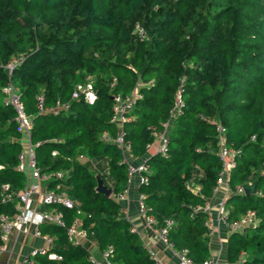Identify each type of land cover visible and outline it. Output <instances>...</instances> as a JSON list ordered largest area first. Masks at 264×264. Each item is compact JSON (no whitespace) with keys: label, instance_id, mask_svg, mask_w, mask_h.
<instances>
[{"label":"trees","instance_id":"obj_1","mask_svg":"<svg viewBox=\"0 0 264 264\" xmlns=\"http://www.w3.org/2000/svg\"><path fill=\"white\" fill-rule=\"evenodd\" d=\"M11 58L20 61L8 75L4 65ZM8 80L31 117L29 138L41 172H63L48 187L60 186L74 203L53 207L63 211L66 226L79 219L117 264L159 263L116 199L129 174L120 146L102 139L103 132L111 139L118 134L110 121L113 96L139 94L122 124L132 157H144L155 132L167 131V155L145 158L151 173L139 193L157 227L173 218L168 239L194 264L210 255L207 213L193 210L213 195L222 169L217 126H223L225 144L239 150L227 178L228 217L251 209L258 220L229 234L228 261L264 264V0H0V215L16 212L25 185L16 168L22 135L13 108L4 104ZM85 82L96 93L93 104L71 99ZM177 95L180 106L171 116ZM82 159L104 161L113 187ZM96 176L112 189L109 196L95 190ZM253 182V193L237 192ZM39 227L52 238L48 252L61 259L36 253V264H91L64 228Z\"/></svg>","mask_w":264,"mask_h":264},{"label":"built area","instance_id":"obj_2","mask_svg":"<svg viewBox=\"0 0 264 264\" xmlns=\"http://www.w3.org/2000/svg\"><path fill=\"white\" fill-rule=\"evenodd\" d=\"M135 33L141 38L146 37V31L142 26L136 25L134 28ZM20 58H11L5 65L4 68L8 75L11 74L12 69L20 61ZM150 83V82H148ZM139 85V84H137ZM3 92L5 94L4 104L9 105L13 108L15 113V120L17 122L16 130L20 132L23 141V149L18 156L17 170L22 172L25 177V185L23 189L18 194V202L15 206L16 212L14 214L4 213L0 215V251L4 249V242L6 241L8 235L10 234L12 228H22L29 223H34L37 228L35 234L42 236L43 239L50 244L48 248H42L36 253L47 254L51 259L60 260L61 257L55 253H49L48 250L51 247L52 238L43 234L40 230V224L44 222L51 223L55 226L62 227L65 229V233L69 242L73 244H79L80 238H87L88 232L83 229L82 225H79L80 220L75 218L71 224L66 226L63 211L59 210L53 206L60 205L66 209H72L74 207L73 201L70 199L67 191L60 188L56 185L55 189H46L43 184L49 183V181L54 179H59L63 176L62 171H53V172H41L40 167L37 165L34 145L31 143L29 135L30 129L32 126L31 117L25 112L22 100L20 99L18 89L13 83L8 80L6 85L3 87ZM139 94L134 91L132 96L127 98H121L119 95L113 96V115L110 121L118 125V134L115 139L103 132L102 139L105 141H114L125 151L129 150V143L124 140L122 124L128 119V115L132 108V103L135 97H138ZM81 98L89 104H93L96 100V93L90 82H85L82 84H77L75 89L71 94V99ZM37 104L40 109H42V97H37ZM180 106L179 95H177V101L175 107L172 110L171 116L175 115L178 112ZM68 103L61 105V108H67ZM218 132V157L222 163V169L218 173L216 179V189L219 185L224 184L227 181L228 173L233 167L234 161L233 156L239 152L232 147L225 144V138L223 136L224 128L221 125L217 126ZM253 139V137H251ZM153 143H156V151L163 156L167 155L168 149V138L167 131H156L155 139ZM153 143L148 145L150 147ZM125 157V155H124ZM138 173L139 174V183H146L148 181V176L151 173L150 167L146 164L145 160H142L139 164L133 165L128 162V174ZM3 189L7 188V185H2ZM237 192H243L242 187H237ZM126 190L122 193L116 195V199L121 201L124 199ZM34 196H37L38 202L37 206H40V210H36L34 204ZM143 194L139 193L138 196V210L140 215L149 223H155V219L152 216L147 215V206L143 201ZM8 199V196H4L2 201ZM202 210L207 213V218L204 221V225L207 228L208 233L212 231L211 220L209 216L210 206L206 202L203 206L196 207L193 212ZM121 211L125 213L123 207ZM193 213H191L192 215ZM222 221L227 226L230 232L241 231L243 232L246 228L252 227L257 223V218L255 212L251 209H247L239 218L230 220L227 213L222 215ZM174 223L173 218H167L164 223L156 227L155 235L167 245L174 255L180 261V264H194L190 257L187 256V250L176 249L173 243L168 239L169 229ZM132 230H135L132 226ZM35 253V254H36ZM150 255L159 263L165 264L157 260L152 251L149 250ZM91 264H117L114 263L110 258V250L106 249L101 251V261L96 260L95 258L89 259ZM29 261V258L22 260L18 264H24ZM212 259L207 258L201 264H212ZM224 264H228L227 262Z\"/></svg>","mask_w":264,"mask_h":264},{"label":"crops","instance_id":"obj_3","mask_svg":"<svg viewBox=\"0 0 264 264\" xmlns=\"http://www.w3.org/2000/svg\"><path fill=\"white\" fill-rule=\"evenodd\" d=\"M155 153H157L156 143H153L146 151L144 157H132L128 151H125L124 155L129 163L137 165L142 160H145V158H148ZM82 160L89 165L91 170L95 173L102 170L106 177V185L111 188L113 187L114 182L108 176L104 161ZM100 166L103 168L99 169ZM43 186L47 189L50 187V184H43ZM139 186V174H129L126 194L124 199L121 200V205L125 210V216L129 218L133 228H135V231L140 236L144 245L148 250L153 252L157 260L164 262L165 264H180L179 259L173 254L170 248L156 237V223H149L140 215L138 210ZM229 194L230 189L228 188L226 181L224 184H221L214 189L212 197L207 200V203L210 206L209 216L212 231L210 233L207 231L205 237L207 238L206 245L210 253L208 258L213 260L212 264H224L226 262L228 264H238L234 262L230 263L228 261L227 241L231 232L222 221V215L227 213L225 201ZM33 199L34 204H36L35 209L40 210V206H37V196H34ZM79 225H81V222ZM36 228L37 226L34 223H29L20 229L16 227L12 228L4 242V249L0 251V264H18L26 258H29V261L24 264H36V259L41 255L37 254L35 257V253L42 248H48L50 246L42 236L35 234ZM80 244L88 251L89 259L95 258L96 260L101 261V250L95 239L88 237L80 238ZM243 257L244 255H242V258Z\"/></svg>","mask_w":264,"mask_h":264},{"label":"water","instance_id":"obj_4","mask_svg":"<svg viewBox=\"0 0 264 264\" xmlns=\"http://www.w3.org/2000/svg\"><path fill=\"white\" fill-rule=\"evenodd\" d=\"M96 187H95V190L100 192V193H103L104 195H107L109 196L111 193H112V189L107 187L104 183H103V180L101 177L99 176H96ZM255 190V182H253L251 185L249 186H245L243 188V193L245 195H248L250 193H253Z\"/></svg>","mask_w":264,"mask_h":264}]
</instances>
